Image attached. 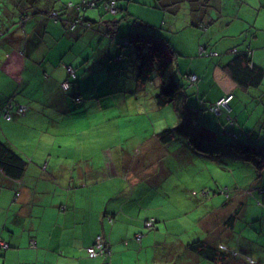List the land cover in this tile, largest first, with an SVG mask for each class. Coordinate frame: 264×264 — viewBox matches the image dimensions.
Segmentation results:
<instances>
[{
	"label": "crops",
	"instance_id": "obj_1",
	"mask_svg": "<svg viewBox=\"0 0 264 264\" xmlns=\"http://www.w3.org/2000/svg\"><path fill=\"white\" fill-rule=\"evenodd\" d=\"M90 1H95L93 7L87 5ZM114 1L118 11L111 17L107 14L110 12L108 0H0V141L26 161V170L17 179L0 169V264H12L9 257H25L28 254L21 253L22 249L30 252L31 248L53 250L52 254L46 252L44 257L56 258L50 261L57 264L58 257H67L77 251L80 253L78 264H143L139 263L138 256L144 249V238L151 234L142 233L139 228L132 235L120 237L119 243L125 246L120 251L112 233L108 236V227L115 226L118 220L116 214L109 212L110 205L102 198L98 205H94V199L105 193L107 188L102 183L106 167L93 171L82 170L83 166H79L81 170L71 172L67 155L62 162L53 164L52 180L44 182L43 163L47 162L49 167L51 164L44 161L42 150L37 148L45 141L48 143L46 135L51 134L52 141L64 139L57 115L76 113L74 111H79L80 104L87 99L97 101L96 98L105 95L102 92L108 89V83L119 78L120 85L115 84L117 89L110 95L119 99L121 106L128 100L129 104L124 109H134L139 113L137 103H141L142 99H149L150 109H144L147 113L166 108L156 103L160 82L159 86L151 85V80L143 82L140 78L141 55L145 50L142 47L134 48L135 51L129 49L135 41L131 39L132 42H129L128 39L133 38L135 33L140 36L150 32L167 39L178 53L176 63L179 73L197 76L196 81L184 76L185 85H188L186 92L178 93L176 99L181 98L183 93L184 96L190 94L188 102L200 105L199 111L209 108L203 112L201 119L193 118V122L203 121L202 126L198 125L200 129L217 137L210 130L216 121L208 122L207 119L212 113L211 105L227 93L234 95L230 107L216 114L221 125L231 121V137L249 143L254 131L245 129L246 120L252 112L248 109L253 103L256 108H262L261 121L264 120V0H129L132 2L123 9L119 3L121 0ZM133 3H142L148 13L135 14ZM54 9L60 11L61 19L52 15ZM156 9L168 14L162 16L160 22H154L150 16ZM72 20L77 23L74 30L70 28ZM145 24L152 29L149 30ZM163 26H167V32ZM241 51H248L251 67L263 70L259 86L244 88L230 76L228 65ZM134 64L136 70L130 74ZM68 67L74 69L75 78L70 76ZM153 80L156 81V77ZM65 81L70 84L67 90L62 87ZM254 87H257L256 91L251 90ZM20 106L25 107L23 112L19 111ZM193 109H189L188 115L199 113ZM7 112L13 115L11 120L5 119ZM43 113L51 114L52 118L42 116ZM45 119H51L50 127L41 123L46 122ZM183 119L187 120L173 114L156 132L154 129L151 138L147 136L137 141L135 144L143 147L140 148L142 155L139 160L146 161L148 156L155 163L165 162L164 157L182 159L187 157L186 151H195V148H182L188 144L186 137L176 136L168 143L159 137L163 130L177 128L181 124L191 129L189 121ZM205 123L211 127L208 128ZM261 124L264 129V122ZM221 125L220 131L223 132ZM17 127L24 128V135L13 132ZM31 129L37 130L30 143L34 149L27 151L19 148V145H26V131ZM63 129L71 131L67 127ZM262 136L264 132L261 131L255 143L261 145ZM59 144L68 148L71 140H62ZM172 145L178 147L170 151L168 147ZM85 156L81 157L84 159ZM78 161L79 158L72 162L76 166ZM160 166L155 164V169ZM261 185V180L256 182L257 190ZM228 199L230 214L225 224L233 227L237 209L242 204H233L232 198ZM241 209L244 211V208ZM255 214L260 217L261 211L257 210ZM50 218H54V222ZM71 221L73 228L79 224L87 228L71 233ZM127 222L130 225L133 219L128 218ZM141 226L139 222L138 227ZM99 236L108 253L90 257L88 248L96 243ZM206 238L217 247L221 245L234 251L237 259L242 254L240 264H264V235L256 238L242 236L236 241L231 234L225 239ZM189 241L178 237L166 240L165 255L160 256L161 261L164 264H206L207 260L188 249ZM134 248L136 262L132 256L131 259L125 257L131 255L128 252ZM244 255L250 256L254 262L249 260L250 263H247ZM76 259L77 256L74 261Z\"/></svg>",
	"mask_w": 264,
	"mask_h": 264
},
{
	"label": "rangeland",
	"instance_id": "obj_2",
	"mask_svg": "<svg viewBox=\"0 0 264 264\" xmlns=\"http://www.w3.org/2000/svg\"><path fill=\"white\" fill-rule=\"evenodd\" d=\"M131 2L129 0L119 1L122 8H127V5ZM132 8L135 14L148 13L146 12L148 9H145L142 3H133ZM156 10L152 11L150 15L154 22H160L162 16L168 15L162 10ZM107 14L114 17L113 13L109 12ZM145 25L149 30L152 29L151 26ZM162 28L167 32V26ZM134 48L136 49L135 42L129 49L135 51ZM135 70L136 66L134 64L130 69V74H134ZM179 74L183 76V73L180 72ZM155 77L156 81L151 80L150 84L159 86V78L158 76ZM183 82L184 85L181 83L182 87L179 93L186 92L188 85H185V81ZM120 83V78L108 83V89L102 92L105 94L102 95L103 97L96 98L97 101L87 99L80 104L82 106L79 111H74L76 113L56 116L57 120H61V137L64 139L56 138L58 140L52 141L53 136L51 134L46 135L48 143L45 141L37 147L42 150L43 157L45 156L44 161L46 160L51 164V167H49L47 162L43 163L42 180L44 182L52 180L51 172L55 170L53 164L62 162L67 155L69 156L68 161L71 162V172L81 170L79 166H83L82 170L93 171L99 168L102 169L105 166L104 173L106 175H103L102 183H105L104 185L107 188L105 193L102 192V195H98L94 199V205H98L102 198V201L110 205L109 212L116 214L118 222L116 221L115 226L108 227V236L112 233V237L118 243L116 247L120 251L125 247L119 243L118 239L120 237L127 234L132 235L139 228L142 233L151 234L149 237L144 238V249L138 256L139 263L164 264L160 256L165 255L166 240L177 237L187 240L209 236L214 237V239H225L228 234H231L234 235L236 241L241 239L242 236L250 238L263 236L264 195L257 190L256 182L261 180L264 187V168H257L237 152L233 144H238L240 141L230 135L232 132L231 121L227 120L226 124L221 125L220 120L217 118L219 115L212 112L210 118H206H208V122L216 121L210 130L217 134V137L216 135H210L211 133L206 132L204 129H200L198 125L202 126L203 121L200 123L198 121L193 122V118L198 117L201 119L204 117L203 112L208 111L209 108L204 107L199 111L198 108H201V106H195L193 101L189 103L188 97L190 94L184 96L185 93L182 94L183 98H177L175 102L165 106L166 108L157 110L154 113H147L144 110L150 109L149 99H142L141 103H137L139 113L134 109H124L129 101L122 102L124 106H121V101L110 95L111 91L117 89ZM115 84L118 85L115 86ZM210 86L211 83L208 84V87ZM251 90L256 91L257 87L251 88ZM198 103H200L199 100ZM100 105H108V107L105 108ZM94 108H97V110ZM190 108H194L193 110L195 112L199 111V113L196 115L191 112L192 116L188 115ZM248 110L252 112L249 119L246 120L245 130L254 131L252 133L254 139L247 137L250 139L248 144H256L257 134L261 131L264 132V129L261 128L263 125L261 123L264 122V120L261 121L262 108H256L255 103H253ZM173 114L179 119L181 117L187 118L189 125L192 126L191 129H193L191 131L195 136L205 140L197 143L199 146L212 141L210 152L202 151L203 149L199 150L196 143L191 141L190 138L192 137L189 135H177L186 137L188 144L186 147L182 146L183 149L186 150L187 147H190V149L195 148L196 150L186 151L188 155L182 157V159L170 156L164 157L166 158L165 162L155 163L153 158L146 156V161H140L139 156L142 155L140 148L143 147L137 146L135 143L147 136V138H151L154 129L156 132V129L166 124ZM42 116L52 118L49 113H43ZM183 120L188 122L186 119ZM45 121L41 123L50 127L51 119H45ZM205 124L208 128L211 127L209 123ZM220 125L223 132L220 131ZM65 127L71 129V131L64 130ZM13 132L24 135V128L19 129L17 127ZM35 132L37 133L36 129L26 131L28 133L24 141L26 145H19V148L27 151L34 149V146L30 143L35 136ZM157 132H160V130ZM21 139L23 141V137ZM62 140H71V145L66 148L64 145L59 144ZM213 141H217L219 144L217 142L215 144ZM262 144H264V136H262ZM176 147L178 146L172 145L168 149L173 151ZM50 153L53 155H49ZM83 155H86L84 159L81 157ZM77 158H79V161L75 166L72 161ZM155 164L161 165L158 170L155 169ZM203 192H208V194L204 193V195ZM229 197L232 198L233 204H242L237 209L238 214L235 215L236 220L233 227L225 224L230 214H228L230 210L228 207L230 206ZM13 202L16 203L17 201L13 200ZM241 208H244V211ZM257 210L261 211L260 217L255 214ZM128 218L133 219L130 225L127 222ZM50 220L54 222V218H50ZM147 220L156 221L155 226L152 228L148 226ZM139 222L142 223L141 227H138ZM73 227L74 224L71 221V233L87 228V226L80 224L75 228ZM23 245L26 246L25 243ZM24 251L25 249H22L21 253L28 255L25 257H9V262H12V264H57L50 261L56 258L49 257L46 259L44 257L46 252L52 254L53 250L44 249L42 251L31 248L30 252ZM128 253L131 255L125 256L126 259L128 257L131 259L132 256L136 262V249L134 248L132 252ZM38 254L40 255L38 256ZM79 254L77 251L67 257H58L57 261L59 264H78ZM75 256H77L76 261H74ZM206 264L210 263L206 261Z\"/></svg>",
	"mask_w": 264,
	"mask_h": 264
},
{
	"label": "trees",
	"instance_id": "obj_3",
	"mask_svg": "<svg viewBox=\"0 0 264 264\" xmlns=\"http://www.w3.org/2000/svg\"><path fill=\"white\" fill-rule=\"evenodd\" d=\"M112 0H108L111 2ZM95 3V1H94ZM123 9V8H122ZM118 10V8H117ZM80 11V10H79ZM51 12H56L57 15L54 16L57 19H61L60 11L53 10ZM72 20L71 30H74L77 27V23ZM74 25V28L72 26ZM135 41L136 49L145 50L141 55L142 61L140 64V78L143 82L153 80L155 76L160 78V90L156 96V103L160 107H164L172 102H175L177 94L184 85V78L178 76V65L176 63V53L175 49L171 43L164 37L157 36L146 32L143 35H134L133 38H129L128 41ZM230 76L232 79L237 82L242 87L248 86H259L260 81L263 75V70L259 67L250 66V58L248 56V51H241L237 56L229 63ZM155 70V71H154ZM156 73V74H155ZM190 79V76H187ZM182 83V84H181ZM233 94V93H227ZM13 107V105H12ZM11 107V108H12ZM12 115V114H11ZM13 118V115H12ZM12 118L7 120H11ZM189 135L192 137L193 142L196 143V147L199 150L209 153L211 148L212 141H209L208 144H201L199 146L197 143L204 142L205 140L201 139L191 131L186 124L181 125L177 128H168L159 133L160 139L164 143L170 142L177 135ZM224 141V140H221ZM217 142V141H216ZM215 141L213 143L217 144ZM219 144V143H218ZM235 149L242 157L246 160H249L253 163L254 166H257L259 169L264 168V144H248L244 141H240L238 144H233ZM207 146V147H205ZM216 151V150H215ZM0 169L4 171L5 174L13 177L20 178L23 176L26 170V161L17 154L13 149L10 148L6 143L0 141ZM263 184V182H262ZM258 190H261L264 195V187L261 185ZM151 222V228L155 226V221ZM188 249L191 252L198 254L200 257H203L210 264H240V256L237 259V255L232 250L223 248L221 245L217 247L216 245L208 242L207 238H195L189 241ZM106 247V246H105ZM105 255L108 253V248L106 247ZM103 255V254H101ZM100 256V255H99ZM245 261L250 263V256L244 255ZM242 259V258H241ZM253 262V261H252Z\"/></svg>",
	"mask_w": 264,
	"mask_h": 264
},
{
	"label": "built area",
	"instance_id": "obj_4",
	"mask_svg": "<svg viewBox=\"0 0 264 264\" xmlns=\"http://www.w3.org/2000/svg\"><path fill=\"white\" fill-rule=\"evenodd\" d=\"M91 7L94 6V1H90V3H87V5H89ZM107 8L109 11H111L112 13H116L117 12V9H116V6H115V1H111L109 4H107ZM53 16H56L57 13L56 12H53L52 13ZM72 28H74V25L72 26ZM68 71H69V74L70 76H72L73 78L76 77L75 73H74V69L72 67H68ZM191 80L193 81H196L197 80V76L196 75H193V76H190ZM62 87L67 90L69 89L70 87V84L68 81H65L63 84H62ZM234 95L233 94H228V95H224L222 97H220V99H218L214 105L211 106V111L212 112H215V113H222L225 111L226 108H229L230 107V102L232 101ZM24 108L23 106H20L19 108V111L23 112L24 111ZM5 117L10 119L12 118V115L7 112L5 113ZM148 226H151V222H148L147 223ZM5 247H7V244H5ZM106 248L103 244V241H102V238L99 236L96 240V243L92 246V247H89L88 248V254L90 255V257H98L99 255L103 254L105 251Z\"/></svg>",
	"mask_w": 264,
	"mask_h": 264
},
{
	"label": "bare ground",
	"instance_id": "obj_5",
	"mask_svg": "<svg viewBox=\"0 0 264 264\" xmlns=\"http://www.w3.org/2000/svg\"><path fill=\"white\" fill-rule=\"evenodd\" d=\"M115 4H116V1H115ZM116 9H117V8H116ZM117 11H118V10H117ZM212 105H214V103H213ZM217 114H218V113H217ZM206 193H207V192H206ZM100 237H101V236H100ZM101 238H102V237H101ZM102 241H103V240H102ZM103 244H104V246H106L104 242H103ZM105 248H106V247H105ZM227 249H228V250H231V249H229V248H227ZM104 253H105V252H104ZM104 253H103V254H104Z\"/></svg>",
	"mask_w": 264,
	"mask_h": 264
},
{
	"label": "clouds",
	"instance_id": "obj_6",
	"mask_svg": "<svg viewBox=\"0 0 264 264\" xmlns=\"http://www.w3.org/2000/svg\"><path fill=\"white\" fill-rule=\"evenodd\" d=\"M114 1V0H113ZM109 4V3H108ZM111 12V11H110ZM78 101V100H77ZM212 106V105H211Z\"/></svg>",
	"mask_w": 264,
	"mask_h": 264
}]
</instances>
